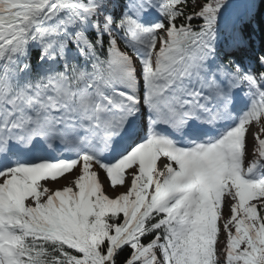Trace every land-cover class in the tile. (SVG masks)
<instances>
[{
  "label": "snow or ice",
  "instance_id": "6c2138e0",
  "mask_svg": "<svg viewBox=\"0 0 264 264\" xmlns=\"http://www.w3.org/2000/svg\"><path fill=\"white\" fill-rule=\"evenodd\" d=\"M191 4L0 0V264H264V0Z\"/></svg>",
  "mask_w": 264,
  "mask_h": 264
},
{
  "label": "rangeland",
  "instance_id": "374dc122",
  "mask_svg": "<svg viewBox=\"0 0 264 264\" xmlns=\"http://www.w3.org/2000/svg\"><path fill=\"white\" fill-rule=\"evenodd\" d=\"M250 128V131L252 132H256V133H259V130H258V127L257 125L255 124V122H253L252 125L249 126ZM264 138V137H262ZM248 152H249V158L251 159V152H252V145L251 144H248ZM71 178V177H69ZM42 183H45L48 187H50L51 189L55 190V189H58V188H61L63 186H65L66 184V180L64 178H61L60 180L58 181H46V182H42ZM123 189L119 188V186L117 187V189L114 191V192H109L108 194L110 196H114L117 192L119 191H122Z\"/></svg>",
  "mask_w": 264,
  "mask_h": 264
},
{
  "label": "trees",
  "instance_id": "16d2710c",
  "mask_svg": "<svg viewBox=\"0 0 264 264\" xmlns=\"http://www.w3.org/2000/svg\"><path fill=\"white\" fill-rule=\"evenodd\" d=\"M196 10H198V9H194L192 7L191 0H189V5H188L186 11L192 12V11H196ZM36 57H37V52H33V63L36 62ZM257 127H258V130H259V126L258 125H257Z\"/></svg>",
  "mask_w": 264,
  "mask_h": 264
},
{
  "label": "bare ground",
  "instance_id": "6f19581e",
  "mask_svg": "<svg viewBox=\"0 0 264 264\" xmlns=\"http://www.w3.org/2000/svg\"><path fill=\"white\" fill-rule=\"evenodd\" d=\"M248 144H251L252 145V138L250 136L248 138Z\"/></svg>",
  "mask_w": 264,
  "mask_h": 264
}]
</instances>
